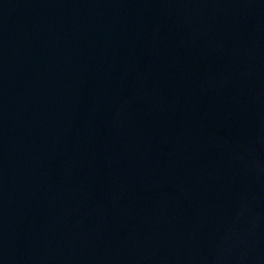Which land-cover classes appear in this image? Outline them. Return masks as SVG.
Instances as JSON below:
<instances>
[{
    "label": "water",
    "instance_id": "1",
    "mask_svg": "<svg viewBox=\"0 0 264 264\" xmlns=\"http://www.w3.org/2000/svg\"><path fill=\"white\" fill-rule=\"evenodd\" d=\"M0 264H264V0H0Z\"/></svg>",
    "mask_w": 264,
    "mask_h": 264
}]
</instances>
